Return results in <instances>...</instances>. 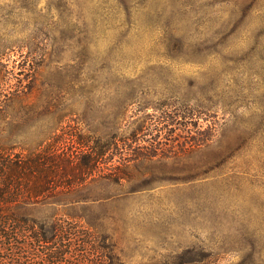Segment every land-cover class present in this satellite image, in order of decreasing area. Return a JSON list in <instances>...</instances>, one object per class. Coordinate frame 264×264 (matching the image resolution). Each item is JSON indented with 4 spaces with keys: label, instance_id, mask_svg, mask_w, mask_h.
<instances>
[{
    "label": "rangeland",
    "instance_id": "374dc122",
    "mask_svg": "<svg viewBox=\"0 0 264 264\" xmlns=\"http://www.w3.org/2000/svg\"><path fill=\"white\" fill-rule=\"evenodd\" d=\"M20 87L155 155L29 205L0 264H264V0H0V99Z\"/></svg>",
    "mask_w": 264,
    "mask_h": 264
},
{
    "label": "trees",
    "instance_id": "16d2710c",
    "mask_svg": "<svg viewBox=\"0 0 264 264\" xmlns=\"http://www.w3.org/2000/svg\"><path fill=\"white\" fill-rule=\"evenodd\" d=\"M35 90L38 101L33 104L26 101L31 87L7 91L0 99V207L6 206L7 214L2 217L0 208V241L14 238L20 224H27L21 217L29 205L86 201L129 180L132 161L155 155L130 147L129 140L143 130L142 124L130 134L113 131L94 137L64 121L69 113L61 101L53 102L57 95ZM124 115L120 111L116 119L121 121ZM29 121L33 123L28 126Z\"/></svg>",
    "mask_w": 264,
    "mask_h": 264
}]
</instances>
